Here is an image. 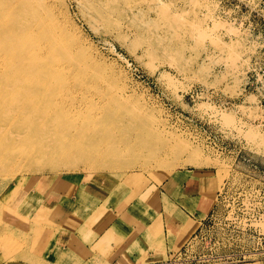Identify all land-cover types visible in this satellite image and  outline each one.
Masks as SVG:
<instances>
[{"label":"rangeland","instance_id":"1","mask_svg":"<svg viewBox=\"0 0 264 264\" xmlns=\"http://www.w3.org/2000/svg\"><path fill=\"white\" fill-rule=\"evenodd\" d=\"M36 1L63 26V54L6 62L0 52V114L19 117L0 124V229L16 230L15 250L0 246V261L55 264L48 235L59 216L47 215L76 185L82 198L90 188L126 191L135 206L186 173L209 213L163 263L264 264V0ZM39 74L47 87L28 94ZM123 127L159 154L119 145L96 159L111 144L92 140ZM28 189L35 198L18 221L5 220Z\"/></svg>","mask_w":264,"mask_h":264},{"label":"crops","instance_id":"2","mask_svg":"<svg viewBox=\"0 0 264 264\" xmlns=\"http://www.w3.org/2000/svg\"><path fill=\"white\" fill-rule=\"evenodd\" d=\"M46 185L45 182V185L40 187L46 189ZM90 189L89 197L85 195L83 197L89 198L90 201H85L79 195L77 185L74 196L55 197L54 202L58 200L59 202L53 207L55 211L47 215V220L50 221L57 220L59 216L58 221L53 222L56 227L51 230L53 236L52 233L48 235L51 237L48 249L49 262L55 264L163 263L187 246L202 225V220L209 213V209L207 212L205 210L208 205L200 195L201 183L186 173L182 175L172 173L169 179L163 182L161 187L163 190L153 189L146 192V197L141 198L139 204L135 206L127 205L126 191L114 189L110 192V190L107 196L99 190ZM31 190L28 189L27 195L15 207L16 210L11 209L14 216L7 215L3 217L5 220L18 221L16 219L18 210L35 198L34 194L30 195ZM76 194L84 203L75 201ZM27 196H29L28 200H26ZM141 206L145 212L139 210ZM0 230H2L0 236H3L0 246L12 254L15 250L13 237L16 230L9 227ZM183 240L185 242L181 245ZM26 243L25 240L24 246H27V249ZM177 246L178 249L174 250ZM0 264L4 262L0 261Z\"/></svg>","mask_w":264,"mask_h":264},{"label":"bare ground","instance_id":"3","mask_svg":"<svg viewBox=\"0 0 264 264\" xmlns=\"http://www.w3.org/2000/svg\"><path fill=\"white\" fill-rule=\"evenodd\" d=\"M97 18H102V14L97 12ZM63 26L58 23L57 19L53 16V12L48 8L46 4L36 0H0V52L5 57V61L9 58L23 59L24 62H32L35 59H49L48 62L55 63L57 59L63 54L64 42L61 40L65 33L63 32ZM15 48V51H13ZM17 59V60H18ZM42 82L28 88L26 91L33 95H36L41 88L47 87V80L38 76ZM3 93V91H1ZM25 93V92H24ZM228 116H225L227 119ZM19 119L18 115H11L10 111L0 114V124L7 122L13 125ZM117 123L114 121L113 125ZM144 132L147 130L146 126H138ZM127 127H123L118 131L109 129L108 134H103L99 139H93L94 144L107 143L111 144V147L96 157L100 159L105 154H116L117 147L119 145H127V154L135 153L137 149L140 151H150L148 154L154 156L159 154L158 145L156 143H147L136 137L134 142L129 141L127 136ZM115 134H119L118 138H115ZM13 137V136H12ZM114 137V138H112ZM70 149V155H77V150ZM131 145V146H130ZM90 145L80 147V153H83L85 149H88ZM85 154L80 155L77 158H85ZM114 164V163H111Z\"/></svg>","mask_w":264,"mask_h":264},{"label":"built area","instance_id":"4","mask_svg":"<svg viewBox=\"0 0 264 264\" xmlns=\"http://www.w3.org/2000/svg\"><path fill=\"white\" fill-rule=\"evenodd\" d=\"M205 222H206V221H203V223H202V225L200 226V228L198 229L197 233L201 230V227L205 224ZM197 233H195V234L193 235L191 241L187 244V246L192 242V240H194V239L196 238V234H197ZM187 246H186V247H185L180 253H178L176 256L171 257V258H169V259H167V260L169 261V260H171V259H173V258L175 259V258H177L178 256H180L181 253L187 249ZM167 260H166V261H167ZM224 263H226V262H224ZM159 264H165V263H159ZM215 264H217V263H215ZM222 264H223V263H222Z\"/></svg>","mask_w":264,"mask_h":264}]
</instances>
